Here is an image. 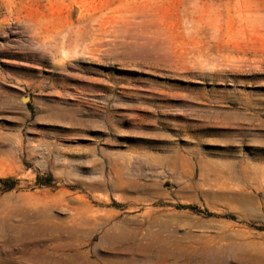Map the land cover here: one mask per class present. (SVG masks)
<instances>
[{"label":"rangeland","instance_id":"374dc122","mask_svg":"<svg viewBox=\"0 0 264 264\" xmlns=\"http://www.w3.org/2000/svg\"><path fill=\"white\" fill-rule=\"evenodd\" d=\"M0 264H264V0H0Z\"/></svg>","mask_w":264,"mask_h":264},{"label":"trees","instance_id":"16d2710c","mask_svg":"<svg viewBox=\"0 0 264 264\" xmlns=\"http://www.w3.org/2000/svg\"><path fill=\"white\" fill-rule=\"evenodd\" d=\"M7 182H11V183H10V185L6 186V190L13 189L16 186V184H17L16 180L0 179V183H2V184H5Z\"/></svg>","mask_w":264,"mask_h":264}]
</instances>
